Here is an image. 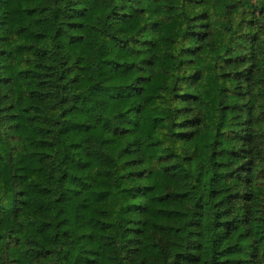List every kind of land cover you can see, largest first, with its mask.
I'll list each match as a JSON object with an SVG mask.
<instances>
[{
	"label": "trees",
	"instance_id": "16d2710c",
	"mask_svg": "<svg viewBox=\"0 0 264 264\" xmlns=\"http://www.w3.org/2000/svg\"><path fill=\"white\" fill-rule=\"evenodd\" d=\"M0 264H264V0H0Z\"/></svg>",
	"mask_w": 264,
	"mask_h": 264
}]
</instances>
